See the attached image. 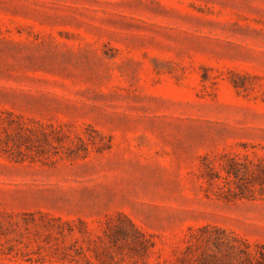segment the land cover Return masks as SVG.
<instances>
[{
  "label": "rangeland",
  "instance_id": "1",
  "mask_svg": "<svg viewBox=\"0 0 264 264\" xmlns=\"http://www.w3.org/2000/svg\"><path fill=\"white\" fill-rule=\"evenodd\" d=\"M261 170L264 0H0V264H240Z\"/></svg>",
  "mask_w": 264,
  "mask_h": 264
},
{
  "label": "trees",
  "instance_id": "2",
  "mask_svg": "<svg viewBox=\"0 0 264 264\" xmlns=\"http://www.w3.org/2000/svg\"><path fill=\"white\" fill-rule=\"evenodd\" d=\"M237 163H233L232 166H228L223 168V171L226 173L228 178L234 177L238 179L240 176V169L237 167ZM257 177L261 180L264 179V170H261ZM221 177L217 174H211L210 179H220ZM242 186H239L238 189L243 191ZM208 227H203L202 231H207ZM216 232L221 236H226L227 233L224 230L218 229ZM220 239L221 238H216ZM219 244L226 246L230 251H232L239 259L240 264H264V246H260L256 248V250H252L251 246L243 241L238 240L237 238L227 239L226 242H220ZM217 244V245H219Z\"/></svg>",
  "mask_w": 264,
  "mask_h": 264
}]
</instances>
